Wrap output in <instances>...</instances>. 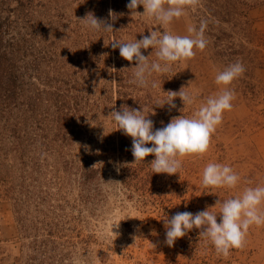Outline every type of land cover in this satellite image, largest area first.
<instances>
[{"label": "rangeland", "instance_id": "rangeland-1", "mask_svg": "<svg viewBox=\"0 0 264 264\" xmlns=\"http://www.w3.org/2000/svg\"><path fill=\"white\" fill-rule=\"evenodd\" d=\"M129 2L0 0V264H264V225L223 257L201 229L169 247L164 222L264 185V0H187L167 31L185 36L204 22L207 46L153 73L147 88L132 83L135 61L111 44L165 29L133 16ZM89 13L113 32L87 29L80 19ZM236 62L245 72L231 85L233 108L203 157H185L173 175L154 173L152 155L134 163L132 138L111 112L144 110L154 129L191 117L219 92L217 72ZM183 88L195 103L177 96L175 108L164 105L167 91ZM208 163L231 166L238 186L205 188ZM111 222L120 223L118 235Z\"/></svg>", "mask_w": 264, "mask_h": 264}, {"label": "clouds", "instance_id": "clouds-1", "mask_svg": "<svg viewBox=\"0 0 264 264\" xmlns=\"http://www.w3.org/2000/svg\"><path fill=\"white\" fill-rule=\"evenodd\" d=\"M186 2L187 0H130L128 3L127 7L132 10L133 16L139 14L153 18L165 29L162 32L153 30L150 36H144L140 40L137 38L129 42L117 40L111 44L114 49L119 48L122 58L130 62L135 61V66L131 67L132 83L138 87L147 88L153 73H166L173 64L191 59L195 56L196 50L206 48L208 41L205 37L204 22H201L199 29L190 26L189 35L185 36L167 31L168 25L174 19L185 15ZM140 5H143L145 10L143 13L136 11ZM113 13L110 10L109 15L114 20ZM80 20L85 22V27L90 31L98 32L103 29L106 32H113L111 24L97 18L93 13ZM149 48L155 50L158 58L156 61L150 62L149 57L152 54L146 57L141 51ZM244 72L245 67L239 62L218 71L215 83L220 86L219 92L209 96L193 116L183 114L174 117L160 129H154L153 120L144 114V110L122 106V110L111 112L109 117L117 125L118 130L132 138L131 152L135 158L134 163L146 161V158L152 155L155 158L150 162V166L154 173L173 175L179 173L185 157H203L209 150L213 134L223 122L224 114L233 108L235 93L231 85ZM151 87H158L155 80H151ZM167 93L170 95L164 105L172 108L176 107L174 100L177 96L181 98L185 107L192 105L196 100V97L185 92L184 88L179 92ZM239 183L240 176L229 165L208 163L203 170L202 184L205 188L235 189ZM217 205L220 206L218 214L210 211ZM216 206L195 214L178 212L170 220H165V243L169 247H174L179 239L193 229H201L200 236H203L206 242H211L217 255L228 257L231 250L242 249L250 228L264 225V185L248 187L242 194L227 198L223 202L218 200ZM120 223H110L112 232L116 235L118 233L114 229L119 228Z\"/></svg>", "mask_w": 264, "mask_h": 264}]
</instances>
